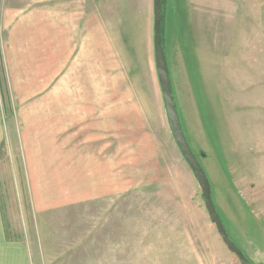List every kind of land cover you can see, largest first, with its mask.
<instances>
[{
  "label": "rangeland",
  "instance_id": "obj_1",
  "mask_svg": "<svg viewBox=\"0 0 264 264\" xmlns=\"http://www.w3.org/2000/svg\"><path fill=\"white\" fill-rule=\"evenodd\" d=\"M230 1L232 28H219L207 5L193 32L166 21L164 44L182 127L220 216L264 264V0ZM0 118L10 235L25 240L17 140L66 170L62 202L77 198L44 216L41 244L29 231L31 264H241L169 127L154 0H0Z\"/></svg>",
  "mask_w": 264,
  "mask_h": 264
},
{
  "label": "crops",
  "instance_id": "obj_2",
  "mask_svg": "<svg viewBox=\"0 0 264 264\" xmlns=\"http://www.w3.org/2000/svg\"><path fill=\"white\" fill-rule=\"evenodd\" d=\"M230 2V0H166V21L172 20L180 32H193V20L195 19L198 25L199 22L204 21L206 19V6L211 5L212 13L210 16L219 22V28L222 23H224L225 27L228 24L227 28H232V9L229 7L231 5ZM7 134L9 132L7 133L6 126L0 118V146L6 141ZM20 142L17 140L16 144L18 145L15 148L19 155L18 159L21 161L20 177L18 171L16 172L18 176L14 173L12 179L13 187L21 190L16 198L19 201L18 213L22 214V218L26 223L24 227L25 240L14 239V236L10 235L7 231L8 227L6 226L4 215L5 207L0 192V264H31L32 253L29 247V231L32 230L33 233L35 230L36 234L38 233L37 240L41 244L42 231L45 227L44 216L55 212L61 205L77 203L75 193L71 194V197H73L72 200L63 202L61 200L63 189L66 188V182H63L60 177L61 174H65L66 170H60V167H56L55 163H53L54 166L52 167L48 166L46 164V158L43 155L29 156L28 151L26 152V144L23 145ZM9 149L11 150L13 147ZM53 161L58 162L59 159L55 158ZM44 164L47 166L45 167ZM69 164H71V161ZM72 165L68 170L70 174L69 179L77 181L76 163ZM63 166L65 165L63 164ZM22 189L26 191V197L23 196ZM63 193L66 197L70 195V193ZM94 195L91 191L88 197H93Z\"/></svg>",
  "mask_w": 264,
  "mask_h": 264
},
{
  "label": "water",
  "instance_id": "obj_3",
  "mask_svg": "<svg viewBox=\"0 0 264 264\" xmlns=\"http://www.w3.org/2000/svg\"><path fill=\"white\" fill-rule=\"evenodd\" d=\"M165 22L166 0H154V53L159 83L162 90L164 105L167 113L169 127L172 131L183 157L192 169L194 176L201 187L202 195L211 222L216 226L217 232L227 248L234 253L241 264H256L252 262L242 248L231 238L225 223L220 216L212 196V184L200 159L193 151L182 127L181 118L175 97L171 72L165 50ZM205 156V153H201Z\"/></svg>",
  "mask_w": 264,
  "mask_h": 264
},
{
  "label": "bare ground",
  "instance_id": "obj_4",
  "mask_svg": "<svg viewBox=\"0 0 264 264\" xmlns=\"http://www.w3.org/2000/svg\"><path fill=\"white\" fill-rule=\"evenodd\" d=\"M34 142V141H33Z\"/></svg>",
  "mask_w": 264,
  "mask_h": 264
}]
</instances>
